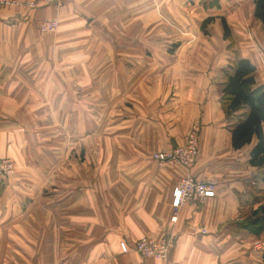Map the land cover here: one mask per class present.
I'll list each match as a JSON object with an SVG mask.
<instances>
[{"label":"crops","instance_id":"1","mask_svg":"<svg viewBox=\"0 0 264 264\" xmlns=\"http://www.w3.org/2000/svg\"><path fill=\"white\" fill-rule=\"evenodd\" d=\"M24 1L0 8V157L16 166L0 179V264H165L121 251L145 236L170 237L180 264H264V227L249 224L264 204V167L249 163L255 140L231 144L246 109L227 116L220 104L236 56L264 88L254 0H62L29 11ZM49 19L55 31H41ZM113 111L79 172L78 152L68 159L61 145L92 144L94 113ZM193 123L191 168L151 159ZM63 159L75 161L64 174ZM185 175L213 179L215 193L174 215Z\"/></svg>","mask_w":264,"mask_h":264},{"label":"built area","instance_id":"2","mask_svg":"<svg viewBox=\"0 0 264 264\" xmlns=\"http://www.w3.org/2000/svg\"><path fill=\"white\" fill-rule=\"evenodd\" d=\"M62 0H27L21 3L27 11L39 7H57ZM19 4L17 0H0V8ZM57 27L55 19L44 20L39 24L43 32H53ZM199 124L193 123L186 134L184 142L174 147L157 150L151 153V159L162 165H179L186 169L192 167L198 156V133ZM14 164L12 160L0 157V179H7L14 174ZM215 193V181L213 179H199L191 175H185L177 180L172 191V207L174 215L177 214L182 205L202 201L212 197ZM201 233H206L202 228ZM122 252L135 251L142 256L155 257L161 259L165 264H180L170 259L172 239L170 237L153 238L141 237L132 245L122 241L119 243ZM261 250L260 244L255 245Z\"/></svg>","mask_w":264,"mask_h":264},{"label":"trees","instance_id":"3","mask_svg":"<svg viewBox=\"0 0 264 264\" xmlns=\"http://www.w3.org/2000/svg\"><path fill=\"white\" fill-rule=\"evenodd\" d=\"M253 14L264 30V0H254ZM229 37V29L223 20V38ZM228 68L230 73L226 74V80L221 88V108L227 116L243 108L246 109L242 118L230 129L232 147L239 149L255 140L249 152V163L262 168L264 167V88L255 85V66L248 59L236 56L230 61ZM249 224L254 225V232L264 227V204L253 213ZM261 257L264 261V250Z\"/></svg>","mask_w":264,"mask_h":264},{"label":"rangeland","instance_id":"4","mask_svg":"<svg viewBox=\"0 0 264 264\" xmlns=\"http://www.w3.org/2000/svg\"><path fill=\"white\" fill-rule=\"evenodd\" d=\"M118 115H119V112H114V111L108 112V113L107 112L106 113H101V112H95L94 113L95 124L97 122L99 125H97V127L95 125V127H94L93 136L95 137V140L92 144L86 145V144H74V143L66 142V144L61 145L63 152H65V155H68V159H69L70 155H74V152H76V151L78 152L76 161H77V169L79 172L81 170H83V168L85 166L86 147L89 146L88 151L90 153L92 151L94 152V154H96L97 152H100L101 151V148H100L101 144L97 143L96 137L99 135H102L103 133H107V127H104L102 129L103 124H104V126L107 125L108 123L112 124V122L117 119ZM66 127L67 126H65V125H63L61 127L62 132H64L67 129ZM63 135H67L66 132H64ZM68 159L67 160L63 159V161H62L63 167H68V169L64 170L63 174L65 172H69V169L71 167L70 163L72 162V166H73V162H75L73 160H68ZM92 162L93 161L90 158V163H92ZM96 163H98V161L95 159V164ZM13 164H14V169H15L14 171H16V166H15L14 161H13ZM73 169L74 168H72V170ZM14 174H15V172H14ZM14 174L12 176H14ZM50 178H51V181L49 183H54L55 180H54L53 176H51Z\"/></svg>","mask_w":264,"mask_h":264},{"label":"bare ground","instance_id":"5","mask_svg":"<svg viewBox=\"0 0 264 264\" xmlns=\"http://www.w3.org/2000/svg\"><path fill=\"white\" fill-rule=\"evenodd\" d=\"M117 143V142H116ZM118 144V143H117ZM13 162V161H12ZM147 257V256H146Z\"/></svg>","mask_w":264,"mask_h":264}]
</instances>
